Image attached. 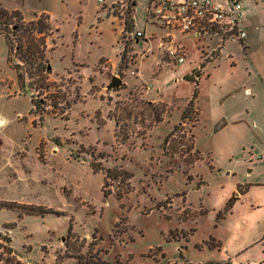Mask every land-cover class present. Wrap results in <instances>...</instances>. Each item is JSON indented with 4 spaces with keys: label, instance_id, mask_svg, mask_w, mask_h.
<instances>
[{
    "label": "rangeland",
    "instance_id": "obj_1",
    "mask_svg": "<svg viewBox=\"0 0 264 264\" xmlns=\"http://www.w3.org/2000/svg\"><path fill=\"white\" fill-rule=\"evenodd\" d=\"M111 1L26 0L28 17L62 24L54 51L50 26L31 35L54 72L17 53L31 36L16 33L10 55L0 34V264H264V0H242L248 37L221 48L224 60L203 66L220 37L182 34L185 63L164 60L155 79L173 104L137 106L107 88L114 73L133 80L140 61L123 66L134 50ZM137 2L142 27L148 0ZM103 57L119 64L104 69ZM81 61L100 72L60 77ZM193 67L204 73L198 86L184 79ZM195 94L199 111L182 125L178 108ZM93 161L132 178L104 187Z\"/></svg>",
    "mask_w": 264,
    "mask_h": 264
},
{
    "label": "built area",
    "instance_id": "obj_2",
    "mask_svg": "<svg viewBox=\"0 0 264 264\" xmlns=\"http://www.w3.org/2000/svg\"><path fill=\"white\" fill-rule=\"evenodd\" d=\"M103 0H99L102 2ZM150 7L147 18L155 22L160 32L148 34L146 28L129 33L128 38L132 47V54L128 56V62L123 66L133 68L136 60H143L149 52L154 50L153 42L156 41L157 49L162 54L161 62L184 63L188 55V48L177 41V35L188 32H195L198 36H218L223 42L229 40H239L244 42L246 30L243 26L245 10L242 0H150ZM146 38L148 45L141 48L142 52L137 51L140 47L136 39ZM134 55L140 57L136 59ZM131 68V69H132ZM136 69V70H135ZM133 75H138L136 66ZM125 70H123V73ZM123 78L122 74L117 75ZM151 85H147V90ZM262 156H253L251 160L261 159Z\"/></svg>",
    "mask_w": 264,
    "mask_h": 264
},
{
    "label": "crops",
    "instance_id": "obj_3",
    "mask_svg": "<svg viewBox=\"0 0 264 264\" xmlns=\"http://www.w3.org/2000/svg\"><path fill=\"white\" fill-rule=\"evenodd\" d=\"M97 1L99 2V0H97ZM65 2H66V0H61L62 4H64ZM102 2H104V0ZM102 2H100V3H102ZM150 3H151V1L148 0L147 6L145 8V16L142 19V24H143L144 28H143V26L140 27V25H138V23H137L136 10H137V8L139 6L137 0H112L111 1V7L108 9V15L114 16V18L119 19L120 22L123 23L122 33L125 30L126 22L130 20V21H133V23H134V29H133L134 31L144 30L146 28V31H147L148 34L157 33V32H160L161 34H163L162 29H159L155 22H152V21L149 22V20L147 18V12H148V9L150 7ZM26 4H27L26 0H24L23 3H21V0H0V6L2 8L6 9L8 11L19 12L20 17H22V19L24 21H26V22L36 21V20L39 19V17L44 16L46 18V22L49 24V26L52 29V32L54 33V35H53V39L54 40H53L52 44H50L47 41V50H52V51L56 50V48L58 47V44H57L56 40L57 39H59V40L62 39V33H61L62 24L59 23V24L53 26L52 22H51V17L49 16V14L46 13V12H42V11L36 17H28V15H26V12H25V9L26 10H28V9L24 8ZM117 4H119L118 7L113 8V6L117 5ZM129 9H130L131 16L129 18H127L126 12ZM245 22H246V14H245L244 20H243L244 28H246ZM181 35L182 34L177 35V41L180 40L179 38H180ZM247 37H248V33L246 35V38ZM246 38H245V40H246ZM221 41H222V43H221L220 48L218 50H216V49L214 50L213 49V50L209 51V53H207L208 61L203 65L204 67H206L209 63H211L213 61L224 60V58L226 57V50H221V48L225 47L230 40L227 41V42H223V40L221 39ZM154 42L156 43V41H154ZM179 42H181V41H179ZM136 43L139 44L140 47H144V46L148 45V41H147L146 38L145 39L144 38L136 39ZM153 46H154V44H153ZM156 49H157V44H156ZM154 50H155V48H154ZM151 55H153L154 58L157 61L154 70L149 71L148 66L147 67L145 66L146 59L148 58V55H147L146 57L143 58V60L139 61V64H138L139 74L137 76L133 75L135 77V78H133V80H131L130 82H126L127 78L123 77V78H121L122 82H123L121 86L116 87V88H109L114 76L118 75V73H114L111 76V80H110V82L107 85L108 90H112V91L115 90V93H121L119 98H121V97H122V99L124 98L128 103L133 102V104H136V106L138 105V103L140 102L141 99L147 100V102L149 104H152V105H158V103H167L169 105H172L173 103L171 102V100H166L161 94H159L160 89L157 88V84H156V80H155L159 76L160 72L163 70V67L162 68L159 67V65L161 66V64H162V62H161L162 54H161L160 50H155L154 52H152ZM103 60H106L105 64H102V65H105L104 69H106V67L107 68L108 67L109 68H111V67L115 68L119 64V63L117 64V62H114V61H112V60H110L108 58L105 59L103 57L101 59V61H103ZM250 62H251V65L254 67V63L252 61H250ZM99 63L97 65H99ZM171 63H176V62H171ZM107 64H109V66H107ZM177 64H179V63H177ZM97 65H95L93 67V70L96 69ZM78 68H79V74L82 75V77H83V82L85 81V79L87 80L89 77H90L89 78L90 80L93 79L94 78V74L96 75L97 72H100V70L99 71L97 70L96 72L94 70L93 72H91L89 67H87L86 63L84 61H81V62H75L74 72H76V73H73V71L71 70V71H68L67 74H61L60 77H62V76L67 77V75H71V76L74 75L75 76V75H77ZM48 70L50 72H54L52 67H51V65H48ZM157 70L159 72L156 74ZM190 70H192V71H190ZM190 70H188L185 73V76L192 75V74L195 73V79L197 80L195 83H197V86H198L200 83H202V81L204 79V73H203L202 69H199L197 67H193V69H190ZM212 74L213 73L211 71H209L208 72V78H211ZM197 75H199V79L197 78ZM185 76H184V79H185ZM123 84H126V85H124V87H122ZM142 84L146 86V89H144V92H142V90L139 89V85H142ZM148 84L151 85V88L149 90H147V85ZM154 91H156L159 95L155 96ZM247 91H249V89H247ZM112 101H114V100H112ZM190 101H191V99H190ZM190 101L188 102L187 106H185L184 108H178L177 107L178 109H181V113H182L181 114V118L185 119V122H182V125L188 124L187 120L189 121V115H192V113H187L185 111L188 108ZM107 106L109 108L107 109V114L106 115H108V113L111 111L110 105L107 104ZM192 107L194 108L195 112L197 110L199 111V105L197 103V97L194 100V103H193ZM211 111H212V109H211ZM103 113H104V111H103ZM114 122H115V120H114ZM115 124H116V122H115ZM118 124H120V122ZM177 124H176V126H177ZM195 126H196V124H195ZM177 127L180 128L179 124H178ZM193 131H194V129H193ZM167 137L168 136H166V138ZM194 142H195V135H194ZM194 150H195V146H194ZM195 151H197V150H195ZM261 154L262 153L260 152L259 155H261ZM170 155L178 156V155H175V154H170ZM252 157L253 156H251V158ZM251 158L249 159V162L252 161ZM184 159H186V157H184ZM262 159H263V157L261 158V160ZM212 167L216 168L217 166L212 165ZM231 172L232 171H229L228 174H231ZM251 172H252V170H251ZM131 175H132V173H131ZM248 191L249 192L251 191V187L246 188V192H248ZM239 193H240V191H239ZM217 244L221 245V243L219 241L217 242Z\"/></svg>",
    "mask_w": 264,
    "mask_h": 264
},
{
    "label": "trees",
    "instance_id": "obj_4",
    "mask_svg": "<svg viewBox=\"0 0 264 264\" xmlns=\"http://www.w3.org/2000/svg\"><path fill=\"white\" fill-rule=\"evenodd\" d=\"M118 5L119 4L114 5L113 8L118 7ZM128 11L130 12V9L127 10V12ZM29 23L30 24H27V22H25L22 19V17H20L19 12L8 11V10H6V9H4V8H2L0 6V34H3L5 36V38H6V42H7L8 46H9V48H10V55L11 54L13 55L14 46L12 44L13 43L12 41L14 40V38H15L14 35L16 33L20 32L21 35L23 33V35L25 37L29 38L32 35L33 31H35V30L41 31V34H42V33L45 32L44 30H46L49 27V24L46 22V18L44 16H41V17H39L38 20L29 22ZM133 29H134L133 21H130V20L127 21L124 31L127 32V33H131V32H133ZM29 31H31V33L27 34L26 32H29ZM28 42H29V44H28L26 50H20L21 49L20 45L16 46L17 53H18V51L19 52L21 51V53H22L21 57H23V58H21V59L23 61H24V59L25 60H30L34 64L37 63V65H36L37 69L40 70V71L50 72L48 70V65L44 64V61H45V50H40V49H42V48H40V46L36 47L39 44L35 43V40H34V38L32 36H31V38H29ZM42 42L45 43L44 40H42L41 43ZM241 43H243V42H241ZM124 51H127V50H124ZM10 60H11V58H10ZM38 60H40V61L37 62ZM15 68L17 69V72H18L19 83H21V85H22V82L24 81V77L25 76H24L23 72H21L19 70V66L18 65H16ZM185 79L189 80V81H193V82L197 81L195 79V73L192 74V75L185 76ZM195 99H196V94L193 96V98L191 99V101L189 103L188 108L185 110L187 113L195 114V110L192 107ZM165 141L167 142L168 138H166ZM91 155L94 158L97 157V156H95L94 152H92ZM100 165H101L100 163L97 165L94 161L91 163L92 169H93V171L95 173L102 171L103 174L105 175L104 187L107 186V181H109V180H118V179H120V181L122 183H125V182L130 181V179L132 178L131 173H129L127 170L123 169L122 166H115L113 168H109L108 167V168L104 169V168H100L99 167ZM0 206H2V205H0ZM3 206H5V205H3Z\"/></svg>",
    "mask_w": 264,
    "mask_h": 264
},
{
    "label": "water",
    "instance_id": "obj_5",
    "mask_svg": "<svg viewBox=\"0 0 264 264\" xmlns=\"http://www.w3.org/2000/svg\"><path fill=\"white\" fill-rule=\"evenodd\" d=\"M197 78L199 79V75H197ZM122 79L118 76H114L109 88H116L122 85Z\"/></svg>",
    "mask_w": 264,
    "mask_h": 264
},
{
    "label": "bare ground",
    "instance_id": "obj_6",
    "mask_svg": "<svg viewBox=\"0 0 264 264\" xmlns=\"http://www.w3.org/2000/svg\"><path fill=\"white\" fill-rule=\"evenodd\" d=\"M4 124V118L0 116V125Z\"/></svg>",
    "mask_w": 264,
    "mask_h": 264
}]
</instances>
